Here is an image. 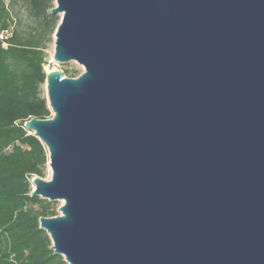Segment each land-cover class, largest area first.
<instances>
[{
    "label": "water",
    "instance_id": "1",
    "mask_svg": "<svg viewBox=\"0 0 264 264\" xmlns=\"http://www.w3.org/2000/svg\"><path fill=\"white\" fill-rule=\"evenodd\" d=\"M31 195L68 264H264V0H54Z\"/></svg>",
    "mask_w": 264,
    "mask_h": 264
},
{
    "label": "trees",
    "instance_id": "2",
    "mask_svg": "<svg viewBox=\"0 0 264 264\" xmlns=\"http://www.w3.org/2000/svg\"><path fill=\"white\" fill-rule=\"evenodd\" d=\"M54 0H0V264H68L54 253L40 217L57 216L56 201L31 195L34 176L48 163L41 141L26 130L31 118L52 116L45 96L47 49L60 15ZM67 77L78 73L64 69Z\"/></svg>",
    "mask_w": 264,
    "mask_h": 264
},
{
    "label": "rangeland",
    "instance_id": "3",
    "mask_svg": "<svg viewBox=\"0 0 264 264\" xmlns=\"http://www.w3.org/2000/svg\"><path fill=\"white\" fill-rule=\"evenodd\" d=\"M54 41V39H53ZM53 50H54V43L52 42L51 45L49 46V48L47 49V54L49 56V61L45 67V70L46 71H50L52 69H57V70H60V71H64V69L68 68V69H71L73 71H76L78 73L77 76H79L82 72H83V67L81 65H79L77 62H74V61H70V62H67V63H63V64H59V63H56L53 59H52V56H53ZM51 178V171L48 167V164H47V168H46V171H45V176L43 177L44 180H49ZM57 203V213L58 215L61 214V212L59 211V207L62 205L63 201H56Z\"/></svg>",
    "mask_w": 264,
    "mask_h": 264
},
{
    "label": "built area",
    "instance_id": "4",
    "mask_svg": "<svg viewBox=\"0 0 264 264\" xmlns=\"http://www.w3.org/2000/svg\"><path fill=\"white\" fill-rule=\"evenodd\" d=\"M11 35V28H3L0 30V41H2L3 45H6V40Z\"/></svg>",
    "mask_w": 264,
    "mask_h": 264
},
{
    "label": "bare ground",
    "instance_id": "5",
    "mask_svg": "<svg viewBox=\"0 0 264 264\" xmlns=\"http://www.w3.org/2000/svg\"><path fill=\"white\" fill-rule=\"evenodd\" d=\"M45 86V85H44Z\"/></svg>",
    "mask_w": 264,
    "mask_h": 264
}]
</instances>
